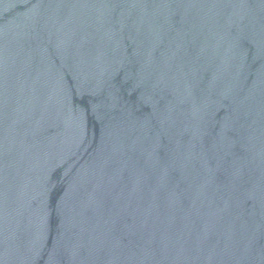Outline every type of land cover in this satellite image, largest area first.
I'll return each instance as SVG.
<instances>
[{
	"label": "water",
	"instance_id": "obj_1",
	"mask_svg": "<svg viewBox=\"0 0 264 264\" xmlns=\"http://www.w3.org/2000/svg\"><path fill=\"white\" fill-rule=\"evenodd\" d=\"M0 264H264V0H0Z\"/></svg>",
	"mask_w": 264,
	"mask_h": 264
}]
</instances>
